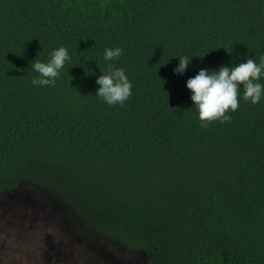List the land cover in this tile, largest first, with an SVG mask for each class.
I'll return each mask as SVG.
<instances>
[{
  "label": "trees",
  "instance_id": "16d2710c",
  "mask_svg": "<svg viewBox=\"0 0 264 264\" xmlns=\"http://www.w3.org/2000/svg\"><path fill=\"white\" fill-rule=\"evenodd\" d=\"M262 57L264 0H0V195L29 184L144 264H264V91L204 128L186 86ZM109 66L123 104L96 95Z\"/></svg>",
  "mask_w": 264,
  "mask_h": 264
},
{
  "label": "rangeland",
  "instance_id": "374dc122",
  "mask_svg": "<svg viewBox=\"0 0 264 264\" xmlns=\"http://www.w3.org/2000/svg\"><path fill=\"white\" fill-rule=\"evenodd\" d=\"M29 184L0 195V264H144Z\"/></svg>",
  "mask_w": 264,
  "mask_h": 264
},
{
  "label": "clouds",
  "instance_id": "9594fccd",
  "mask_svg": "<svg viewBox=\"0 0 264 264\" xmlns=\"http://www.w3.org/2000/svg\"><path fill=\"white\" fill-rule=\"evenodd\" d=\"M122 54L120 48L106 49V60H114ZM69 53L65 47L54 50L47 63L35 62L32 67L39 73L32 83L40 86H55L59 71L69 60ZM191 59L179 58L178 66L174 69L177 74L183 73L189 67ZM264 57L260 65L253 59L228 67L221 65L216 71L202 69L187 81V88L193 93L191 100L199 112L201 127L207 128L211 121L219 120L221 123L230 121L226 113L236 111L239 107L240 86H243V99L251 103H259L264 91V85L257 81L262 76ZM100 85L96 95L103 98L109 105L123 104L130 96L132 84L122 69H111L108 74H102L96 81Z\"/></svg>",
  "mask_w": 264,
  "mask_h": 264
}]
</instances>
